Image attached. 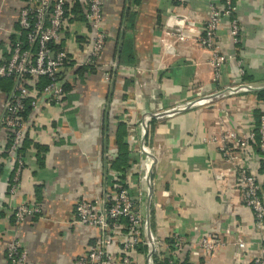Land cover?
<instances>
[{
	"label": "crops",
	"instance_id": "obj_1",
	"mask_svg": "<svg viewBox=\"0 0 264 264\" xmlns=\"http://www.w3.org/2000/svg\"><path fill=\"white\" fill-rule=\"evenodd\" d=\"M25 1L0 0V60L11 56ZM234 1L239 42L225 16L217 43L229 59L217 77L213 53L198 42L209 18L207 0H104L106 46L99 60L83 65L93 35L87 0H67L59 48L67 54L62 74L69 89L61 105L40 99L39 122L22 144L15 192L9 134L0 124V264H9L7 244L14 234L31 264H77L100 232L76 223L75 208L112 186L108 160L118 155V140L129 143L125 183L142 198L147 240L185 236L180 259L187 264H251L261 248L253 212L218 145L207 142L227 127L250 131L264 111V0ZM10 88L0 87V117ZM244 155L264 185L257 143ZM21 203L42 212L17 224L13 211ZM211 230L227 241L205 257L198 241ZM239 237L245 249L235 244ZM143 245L131 254L134 262L156 264L152 244Z\"/></svg>",
	"mask_w": 264,
	"mask_h": 264
},
{
	"label": "built area",
	"instance_id": "obj_2",
	"mask_svg": "<svg viewBox=\"0 0 264 264\" xmlns=\"http://www.w3.org/2000/svg\"><path fill=\"white\" fill-rule=\"evenodd\" d=\"M207 1L209 18L198 42L213 53L211 65L218 77L222 66L229 59L217 43L222 20L225 16L230 18V34L236 43L239 42L240 23L234 16V0ZM67 10V0H26L19 13V27L13 32L11 56L0 60V77L13 81L0 117V124L12 134V143L8 148L10 165L14 169L11 192H15L20 185V171L23 166V153L20 149L27 133L33 131L36 122H39L36 110L40 99L43 98L49 105H61L65 95L62 72L68 64L67 54L55 45L61 42ZM87 20L93 31L91 50L89 59L79 65L99 60L104 52L108 38L104 26V0H87ZM173 35L185 39L181 33L173 32ZM112 65L113 69L118 66L117 63ZM105 77L110 80L111 72L107 71ZM43 80H46L45 83L38 88L37 83ZM28 107L32 108V112L26 118L23 112ZM129 137L138 140V135L130 134ZM207 142L218 145L222 157L228 162L235 176L245 205L253 212L261 248L252 258L251 264H264V189L259 176L244 161V154L248 152L251 143H257L260 155L264 156V111L260 114L259 123H255L250 131L240 133L227 127ZM218 177H224V173ZM141 204L142 198L134 197L127 186L119 189L110 186L102 197L81 199L75 208V221L97 228L100 237L89 251L78 258L77 264H136L131 254L139 246L149 242L154 248L156 264H187L180 259V254L187 245L185 236L178 235L172 242L157 236L147 240ZM40 212L42 209L39 206L21 203L14 208L13 214L16 223L20 224L26 217ZM226 237L216 230L205 233L198 241L203 255L214 256L225 246ZM235 244L239 249L247 247V242L241 237ZM7 258L9 264H31L28 253L21 249L16 234L7 244Z\"/></svg>",
	"mask_w": 264,
	"mask_h": 264
},
{
	"label": "trees",
	"instance_id": "obj_3",
	"mask_svg": "<svg viewBox=\"0 0 264 264\" xmlns=\"http://www.w3.org/2000/svg\"><path fill=\"white\" fill-rule=\"evenodd\" d=\"M55 47L57 49H60L61 48L60 43L58 45H55ZM45 81L46 80H43V82L37 83V87L38 88L42 87V85H43V83H45ZM12 83H13L12 79H10V78H1L0 77V87H2L3 89L10 88L12 86ZM68 89H69V85L67 83H64L65 92ZM31 112H32V108L28 107L27 110L23 112V116L28 118L31 115ZM260 114L261 113H259V115L257 117V122H256L257 124L259 123ZM7 131H8V134H9V141L7 143L8 144V148H9L11 143H12V134H11V132L8 129H7ZM118 144H119L118 155L115 157V159L114 158L113 159L109 158V160H108L109 161L108 164H109V166L112 168V170L114 172V176H113V178L111 180L112 188H114V189H119L121 187H126L127 186V184L125 183L126 182V168L129 167V165L131 163V159H132L131 156H130V149H129V145H128L129 143L125 142L123 140H118ZM37 146L39 147V145H37ZM8 148H7V150H8ZM24 148H25V146L23 145L21 147V149H20L21 152L24 150ZM263 189H264V185H263ZM142 246H144V245H141V246L138 247L139 251H143L144 248ZM180 257H181V254H180Z\"/></svg>",
	"mask_w": 264,
	"mask_h": 264
}]
</instances>
